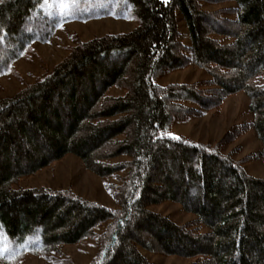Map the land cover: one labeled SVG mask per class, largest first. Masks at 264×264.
I'll return each mask as SVG.
<instances>
[{"label": "trees", "instance_id": "trees-1", "mask_svg": "<svg viewBox=\"0 0 264 264\" xmlns=\"http://www.w3.org/2000/svg\"><path fill=\"white\" fill-rule=\"evenodd\" d=\"M44 1L0 0V75L34 42L53 36L60 20L43 9ZM223 1L236 5H203ZM79 3L62 18H134L138 25L79 42L51 71L0 99V232L26 245L0 254V263L21 264L25 252L79 242L108 222L91 264H152L140 246L194 258L189 264H264V178L223 153V142H195L171 130L196 110L184 102L209 109L243 90L264 153V84L255 83L264 74V0ZM177 11L188 29V53L181 50ZM191 63L210 74L209 90L200 81L157 83L167 70ZM114 86L126 93L108 94ZM68 153L99 176L126 171L114 193L118 208L71 191L14 186ZM122 155L128 159L111 162ZM167 200L196 214L210 231L148 209Z\"/></svg>", "mask_w": 264, "mask_h": 264}, {"label": "rangeland", "instance_id": "rangeland-1", "mask_svg": "<svg viewBox=\"0 0 264 264\" xmlns=\"http://www.w3.org/2000/svg\"><path fill=\"white\" fill-rule=\"evenodd\" d=\"M83 1L94 0L44 1L43 9L51 16L56 15L60 20L59 25L47 42H34L22 57L13 62L9 72L0 75V99L15 95L26 85L35 82L51 71L79 42H87L107 34L126 33L138 25V21L134 18L104 16L85 21L62 18L70 15L76 9H80L79 2ZM97 5H99L98 2ZM203 5L206 9L218 10L234 7L236 4L233 1H223L213 4L204 2ZM225 14L230 18H235V15L230 12ZM177 21L179 40L183 44L181 50L188 53L186 47L190 45V38L187 26L179 11H177ZM210 79L211 76L208 72L191 63L187 66L167 70L159 75L156 81L160 85L200 81V85L204 84L202 87L207 91L212 87L205 85ZM255 83L264 84V74L257 76ZM125 93L126 89L123 87L114 86L108 90V94L113 96H121ZM184 105L196 110L190 113L186 119H178L174 122L171 129L173 135H182L204 144L215 145L223 142V153H232L233 158L241 162L248 174L264 178L263 144L251 126L253 114L250 110V98L245 91L228 94L218 106L209 109H201L199 105L188 101L184 102ZM126 159L128 156L122 155L111 159V162ZM124 175H126L125 170L113 176H99L88 169L80 157L68 153L36 173L22 177L14 186L71 191L87 200L96 201L111 208H118L119 204L114 193L119 189L122 183L121 178ZM148 209L168 216L178 224L191 223L193 229L200 233L210 231L207 225L197 221L196 214L185 211L178 202L167 200L150 205ZM107 224L108 222L96 227L93 236L76 243L59 245L56 250L38 253L25 252L20 263L91 264L98 253L101 237ZM144 236L154 244L151 235L145 233ZM25 247V244L19 246L12 244L6 235L0 232V254L9 255L22 251ZM139 250L152 264H189L194 260V258L178 254L154 252L141 246Z\"/></svg>", "mask_w": 264, "mask_h": 264}, {"label": "snow or ice", "instance_id": "snow-or-ice-1", "mask_svg": "<svg viewBox=\"0 0 264 264\" xmlns=\"http://www.w3.org/2000/svg\"><path fill=\"white\" fill-rule=\"evenodd\" d=\"M165 3H167V0H165Z\"/></svg>", "mask_w": 264, "mask_h": 264}]
</instances>
